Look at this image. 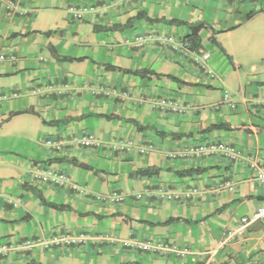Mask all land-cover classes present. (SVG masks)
Wrapping results in <instances>:
<instances>
[{
    "label": "crops",
    "instance_id": "0c3cea01",
    "mask_svg": "<svg viewBox=\"0 0 264 264\" xmlns=\"http://www.w3.org/2000/svg\"><path fill=\"white\" fill-rule=\"evenodd\" d=\"M90 3L105 12L72 17L71 7ZM138 11L210 25L214 34L199 31L210 72L161 42L181 41L184 25L139 18L113 27ZM0 53L6 56L0 60V242L16 247L0 255V264H264V220L226 240L241 216L264 203V184L246 159L257 155L264 163V0H0ZM104 64L155 74L139 77ZM232 83L236 99L224 91ZM165 98L178 109L160 108ZM86 132L96 139L90 147L77 141ZM47 140L61 141L60 148ZM200 141L233 143L243 158L167 156L179 144ZM145 167L160 171L129 175ZM195 168L202 171L178 174ZM42 169L63 172L68 181L42 182L34 177ZM190 187L200 194L168 201L157 192ZM113 190L126 195L122 202L95 198ZM78 232L93 238L79 246L51 242ZM24 240L35 243L21 248Z\"/></svg>",
    "mask_w": 264,
    "mask_h": 264
},
{
    "label": "built area",
    "instance_id": "2783aa9c",
    "mask_svg": "<svg viewBox=\"0 0 264 264\" xmlns=\"http://www.w3.org/2000/svg\"><path fill=\"white\" fill-rule=\"evenodd\" d=\"M254 1V0H252ZM99 8L102 11H105V6L102 5L101 7L97 3H90V4H83L79 7H71L70 11L72 13V17L75 19H82L88 13L97 12ZM144 39L141 36H136V43L139 45H143ZM162 43H166L170 45V48L173 52H179L181 56L189 57L190 61L193 65L199 66L203 70H207L210 72L207 67V60L209 58V53L207 50L200 48L197 52H191L187 49L185 43L181 41H177L173 38V36H165L161 39ZM6 56L0 53V60H5ZM102 87V86H101ZM227 97V94H225ZM160 108H167L171 111H176L178 109V104L171 100V99H162L159 102ZM78 143L82 146L90 147L95 142L96 139L94 135L90 132H86L77 137ZM47 144H51L54 148L59 149L61 146V141H52L47 140ZM127 149L126 145H120L119 150ZM218 153L221 156L227 158L232 162H238L243 158L240 149L235 146L233 143L228 142H193L190 144H179L174 149L167 152V156L171 159H186L193 156H203L208 154ZM248 160L249 166L255 171L256 178L259 179L264 184V163L261 159L258 158L257 155L251 156L246 158ZM34 177L42 182H48L53 185H63L68 181L67 176L60 171H52L50 169H42L36 171ZM75 187V186H74ZM228 189L232 190L233 187L230 185ZM158 195L164 197L168 201L173 200H181L182 198H186L189 195H197L200 194V191L196 187H190L185 191L176 192L172 190H158ZM146 195H149L150 192H144ZM125 194L123 192H119L113 190L107 195H96L95 198L97 199H109L113 202H122L125 198ZM140 194H137L139 197ZM257 220H264V203L257 206L255 210L249 215H243L240 217L239 224L236 228L229 230L226 233V240H232L234 238H241L244 237L247 227L257 221ZM92 235L85 233V232H78V233H63L60 236L54 238L51 242L53 244H58L59 246H79L86 244L90 239H92ZM96 238L99 239H107L108 236H98ZM35 243L34 240H24L20 244H18L21 248H27L32 246ZM46 244V243H45ZM121 244L123 246H138L139 248L143 249H152L158 251H174L177 254H185L188 250L185 249H178L176 246H171L162 242L152 243L150 241L139 242L136 240H121ZM15 247L14 244L11 242H0V255H4L9 251L13 250Z\"/></svg>",
    "mask_w": 264,
    "mask_h": 264
},
{
    "label": "trees",
    "instance_id": "16d2710c",
    "mask_svg": "<svg viewBox=\"0 0 264 264\" xmlns=\"http://www.w3.org/2000/svg\"><path fill=\"white\" fill-rule=\"evenodd\" d=\"M139 18H145L146 20L150 21V22H163L166 24H174V25H184L187 27L188 32L187 34L183 37L182 41L185 43V45L187 46V49L190 50L191 52H197L200 48H202V42H201V37L199 35V31L202 29H207L209 30L212 34L215 33V31L211 28L210 25H208L207 23H205L204 21L201 20H196V21H185V20H181V19H177V18H150L147 16V14L144 11H138L132 18H129L127 20V22L123 25L120 24H116L113 27L117 28V29H124L128 26H131V21L133 19H139ZM49 33V32H47ZM213 40V38H212ZM58 59L63 60V61H72V60H81V58H71V57H66V56H58ZM104 67L108 70H118L121 71L123 73H129L132 75H136L139 77H144L146 75H153L155 74V72H153L152 70L146 69V68H140V69H128V68H120L119 66H114V65H110V64H104ZM168 77H170L171 79H176L171 75H168ZM28 111V110H25ZM20 112H15L12 113L10 115H15L18 114ZM103 117L106 118H110L109 115H103L100 114ZM137 125V128L140 129V126L134 122ZM222 124L219 125H214L213 127L219 128L222 127ZM70 161H72L73 163H75L76 165H79L81 167H85V168H89L88 165L80 163V162H76L73 159H70ZM160 171L159 168L156 167H145V168H138L135 171L129 173L130 176L135 177V178H142V177H150L152 175H156L158 174ZM202 171V169H187V170H183L178 172L179 175H191L195 172H199ZM53 207H57V208H66L67 206L64 205H55V204H51Z\"/></svg>",
    "mask_w": 264,
    "mask_h": 264
},
{
    "label": "rangeland",
    "instance_id": "374dc122",
    "mask_svg": "<svg viewBox=\"0 0 264 264\" xmlns=\"http://www.w3.org/2000/svg\"><path fill=\"white\" fill-rule=\"evenodd\" d=\"M104 12H105V11H104ZM234 83H235V82H234ZM234 83H232L231 85H227V86H225V90H224V91H227L229 94H235V95L233 96V98L236 99V98L238 97V94L236 93L235 90H233L234 87H236V85H235Z\"/></svg>",
    "mask_w": 264,
    "mask_h": 264
}]
</instances>
